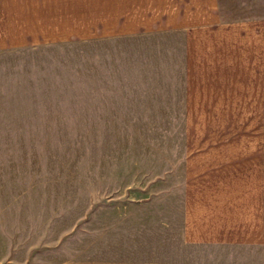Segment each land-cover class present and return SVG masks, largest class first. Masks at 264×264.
Segmentation results:
<instances>
[{
  "label": "rangeland",
  "instance_id": "obj_1",
  "mask_svg": "<svg viewBox=\"0 0 264 264\" xmlns=\"http://www.w3.org/2000/svg\"><path fill=\"white\" fill-rule=\"evenodd\" d=\"M228 3L227 19L256 14ZM119 45L71 41L0 59V264L168 259L162 201L192 187L231 194L264 157V107L104 121L116 101L155 109L91 86L93 70L121 65Z\"/></svg>",
  "mask_w": 264,
  "mask_h": 264
},
{
  "label": "crops",
  "instance_id": "obj_2",
  "mask_svg": "<svg viewBox=\"0 0 264 264\" xmlns=\"http://www.w3.org/2000/svg\"><path fill=\"white\" fill-rule=\"evenodd\" d=\"M225 3L256 14L227 19ZM71 41L119 43L121 65L93 70L91 86L155 108L129 113L116 101L106 105V122L178 121L170 117L187 107H264V0H0L2 64ZM249 164L231 194L192 187L162 201L168 259L61 264H264V157Z\"/></svg>",
  "mask_w": 264,
  "mask_h": 264
}]
</instances>
